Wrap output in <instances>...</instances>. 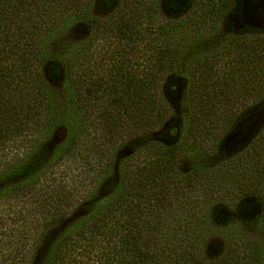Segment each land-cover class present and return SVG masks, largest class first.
Returning a JSON list of instances; mask_svg holds the SVG:
<instances>
[{"label":"trees","instance_id":"1","mask_svg":"<svg viewBox=\"0 0 264 264\" xmlns=\"http://www.w3.org/2000/svg\"><path fill=\"white\" fill-rule=\"evenodd\" d=\"M152 1L0 0V154L9 145L39 142L35 136L44 129L53 139L59 137L51 152L39 147L0 175V207L30 199L27 216L19 211L14 218L20 221L16 237L5 235L9 241L3 243L0 264H264V243L233 237L217 259L198 253L208 218L226 223L222 207L180 225L184 234L177 244L149 248L142 241L158 221L152 204L169 196V187L199 179L207 163L196 151L197 136L201 131L200 138L213 136L223 107L234 111L235 98L245 95L238 87L230 89L246 72L244 57L260 72L257 95L264 96V54H255V36L251 49L244 42L234 44L230 71L210 76L212 60L198 52L206 39L195 35L197 25L235 11L264 16V0H193L191 12L157 26L149 20ZM166 3L179 13L177 3ZM167 32L185 34L182 41H159ZM184 96L190 107L182 114L173 105ZM93 107L97 122L87 121ZM240 116L245 135L256 116ZM181 150H190L187 172L170 184ZM49 158L53 177L48 190L37 188L34 176ZM232 176L220 171L207 196L217 191L238 196L233 203L238 222L264 231L263 167L257 182L244 187L213 186ZM99 186L109 194L101 201L95 191ZM78 195L75 199L87 203L83 220L54 236L66 200Z\"/></svg>","mask_w":264,"mask_h":264},{"label":"rangeland","instance_id":"2","mask_svg":"<svg viewBox=\"0 0 264 264\" xmlns=\"http://www.w3.org/2000/svg\"><path fill=\"white\" fill-rule=\"evenodd\" d=\"M172 1L177 3V7L180 9L179 13L176 10L167 8L166 0L152 1L154 5L149 11V20H151L153 26H157L159 23L167 22L171 19L181 18L193 9V0ZM250 11L245 10L243 15L235 13L236 11L230 12L227 17L224 16L214 23L197 25L195 35L206 39V42L203 44L204 46H200L203 48L199 47L198 52H202L201 50H203L204 53L210 55L212 60L211 70L207 71L209 73L206 74L210 76L216 75L219 72H223L224 69L230 71V66L233 65L236 55L234 44L244 42L245 45L249 44L248 48L251 49V36H255L252 38L254 41L252 44L254 45V49L257 48L256 50L258 51V53H255V51L252 53L259 56L264 54V16L254 15ZM100 15L104 14L100 13ZM184 34L167 32L160 36L159 41L166 38L182 41ZM260 43H263V48L258 49ZM185 56L186 53L183 52V60ZM251 61L254 65L258 62V60ZM249 64L244 57L241 66L246 72H242L240 77L241 81L238 86L230 85V89L238 87V90H241V93L245 94L242 96V100L235 98L232 104L235 105L233 108L234 111H231L230 107L226 105L223 107V110L219 113V120L216 125L217 129L213 132L214 135L209 136L208 139L199 137L203 131L199 134L196 132L198 134L196 151L201 152V159L207 163H204V167L199 173V179L197 181L190 180L188 185L182 184L179 189L169 187V196H166L165 199L158 203L152 204L151 210L154 211L158 221H156V228L144 232L145 237L142 241L146 247L151 248L158 244L161 245L164 242L166 245L177 244L179 242L178 237H182L184 234L181 231L183 227L180 225L186 226L189 223H194L198 219H203L206 213L209 214L211 210L217 207L224 209L226 223L218 224L209 218L208 220L206 219L207 221L203 225L205 228L203 229V231L205 230L204 235L202 240L199 243L197 242V251L202 257L208 260L221 257L227 251L230 237L243 239L244 242L246 240L251 244L255 243V241L264 243V231L261 226H251L243 223L240 219L239 221L242 223L238 222L239 217L233 210V203L237 202L238 196L231 198V196L227 197L226 195L225 197L223 196L224 193L221 195L219 191L216 192L217 194L215 196L212 195V198H209V195L207 196L209 188L212 187L213 178L223 169H227L230 173H233V176L227 180L224 178L219 184L216 183L213 185L217 190L235 189L239 186L244 187L249 182H257L255 180V178L257 179V172L261 170V167L264 169V96L257 95L262 88L260 83L258 84L260 72H256V69L253 70L252 67H249ZM186 65L187 62L183 64L184 67H187ZM247 65L249 68H247ZM195 69L197 73L198 69L196 67ZM181 73L183 77L186 75L184 72ZM226 82L232 83V80L228 79ZM173 107L181 111L182 114L187 113L190 107L187 97H181L179 105L175 103ZM95 110V107L92 110H87V121H98V112H95ZM251 113L256 116L255 123L247 134L242 135V120L240 115ZM171 115H173V112ZM37 135L35 136L34 133L35 138L39 142L31 143V140L18 143L15 146L9 145V148L0 154V175L5 171L7 165H18L39 147H45L51 152L56 140L57 142L59 140V137L53 139V134L49 133L46 129ZM189 151L181 150L183 154L180 156L177 169L174 171L173 180L170 184L172 182H178L180 176L187 172V159L190 156ZM49 164L50 158L46 161V167H43L42 172L35 174L37 188L40 187L48 190L47 182L53 177ZM65 166L66 164L62 165L60 169H63ZM217 181H219L218 178ZM262 182L264 185V180ZM95 191L100 201L109 195L107 194L108 190L102 186H99ZM40 193L44 194L45 192ZM36 196L37 194L35 193ZM78 197L80 195L75 196L69 201L66 200V208L60 218L61 221L57 223L54 236L62 233L66 227L76 226L83 220V216L87 213V209L83 208V204L87 203L86 201L81 203L80 200L75 199ZM28 200L30 199L26 197L18 202L14 201L13 205L11 203L6 208L0 207V251L3 253H5L3 243L9 241L6 236H12L11 239H13L19 231L20 221L15 223V216L20 214L19 211L24 216H27L28 207L26 203ZM0 204L2 203L0 202ZM234 225H236L235 228ZM171 230L174 232L169 235L168 233ZM2 257L0 261L5 256Z\"/></svg>","mask_w":264,"mask_h":264}]
</instances>
